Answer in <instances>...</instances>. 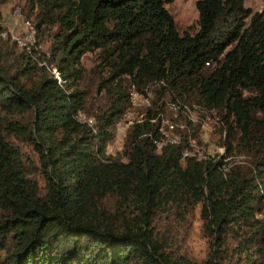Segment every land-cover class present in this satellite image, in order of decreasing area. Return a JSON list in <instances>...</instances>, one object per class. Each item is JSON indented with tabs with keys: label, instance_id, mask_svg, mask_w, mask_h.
<instances>
[{
	"label": "trees",
	"instance_id": "16d2710c",
	"mask_svg": "<svg viewBox=\"0 0 264 264\" xmlns=\"http://www.w3.org/2000/svg\"><path fill=\"white\" fill-rule=\"evenodd\" d=\"M166 1H22L66 81L0 37V264H264V0L259 10L195 0L194 32L176 28ZM92 51L93 83L82 64ZM159 80L158 93L218 109L227 152L236 145L253 165L223 170L220 158L183 156L185 134L158 150L148 120L128 128L121 155L109 154L130 89ZM80 109L95 115V130ZM197 205L202 260L158 223Z\"/></svg>",
	"mask_w": 264,
	"mask_h": 264
},
{
	"label": "rangeland",
	"instance_id": "374dc122",
	"mask_svg": "<svg viewBox=\"0 0 264 264\" xmlns=\"http://www.w3.org/2000/svg\"><path fill=\"white\" fill-rule=\"evenodd\" d=\"M22 1L23 0H7L2 5V23L5 25V28L9 26V23L6 22L5 16L10 14L12 20L14 21V17L11 15L12 11L15 6H19L21 8ZM243 1L245 5L252 7L254 10H259L263 6V0ZM164 6L172 14L175 26L180 32L184 30L194 32L197 29L198 12L195 6V0L166 1L164 2ZM22 18L30 19L21 9V16L18 17V22L21 21ZM36 40L39 51L48 57L50 55L47 51L48 43L46 41H38L37 35ZM9 43H11V40H9ZM13 55L14 52H11L9 57H12ZM98 62L97 52L95 51L87 52L82 57V64L88 70V80L92 83L97 82L100 77L98 74H94L92 72V69L99 71L100 65H97ZM99 73L102 74V72ZM105 73L107 72L104 70L103 74ZM160 85L162 84L152 83L149 88L151 89L153 102L152 110H154V112L161 113L164 119H171L178 124L180 132L183 135H187L188 146L190 148L189 151L196 153L201 159L219 157L221 154H224L229 157L227 162H229L231 166L253 165V155L240 150L238 146L235 145L231 151L227 152L226 144L224 143L226 131L225 127L222 125L218 109L207 108L198 104L195 101V95L180 98L170 93V91L158 93ZM90 87L91 95L97 98L100 97V100H102V96L98 95L100 92L96 93L95 91V85L92 84ZM81 110L85 112L86 115L93 116L96 119L95 115L91 112L85 109ZM127 131L128 128L126 132ZM125 135H117L115 126L113 139L108 143L106 151L114 156L121 155ZM14 141L21 147L25 155H29L31 158L36 160V155L34 154L30 144L23 140V138L19 139L14 137ZM122 159H125V156H122ZM36 176L38 177V175ZM158 223L162 229H164L167 225L171 226L172 232L180 237V243L185 245L194 259L202 260L206 257L209 250L208 238L202 229V220L199 216V205L188 213L183 220L173 217H161Z\"/></svg>",
	"mask_w": 264,
	"mask_h": 264
},
{
	"label": "built area",
	"instance_id": "2783aa9c",
	"mask_svg": "<svg viewBox=\"0 0 264 264\" xmlns=\"http://www.w3.org/2000/svg\"><path fill=\"white\" fill-rule=\"evenodd\" d=\"M12 17L17 25V28H2L0 30V37L9 38L13 41L18 48L24 50L36 63L40 66H44L50 73V76L60 85L64 86L66 79L62 76L58 67L48 62L47 57L39 51L36 40V29L32 25L30 19L22 18L18 22V17L21 16V8L15 6L12 11ZM152 83L164 84L163 81H152L142 88L138 89L132 87L129 92L130 105L116 120L115 126L117 135H125L127 128L135 123L148 120L157 125V134L153 135L149 133L155 147L159 150L163 146L168 144H179L182 142L184 135L178 129V124L171 119H164L159 112L154 110L149 111L153 107L150 85ZM76 117L83 123L96 129V119L93 116H88L81 109L78 110ZM189 146L186 147L182 153L183 156L194 155L197 159H200L196 153L189 151ZM223 156V157H221ZM221 154L219 157L213 159H222V169L227 170L231 165L227 162L228 156Z\"/></svg>",
	"mask_w": 264,
	"mask_h": 264
},
{
	"label": "crops",
	"instance_id": "0c3cea01",
	"mask_svg": "<svg viewBox=\"0 0 264 264\" xmlns=\"http://www.w3.org/2000/svg\"><path fill=\"white\" fill-rule=\"evenodd\" d=\"M6 22L9 23L8 28H17L19 25L16 24L15 21L12 20L10 14L5 16ZM14 22V23H13Z\"/></svg>",
	"mask_w": 264,
	"mask_h": 264
}]
</instances>
